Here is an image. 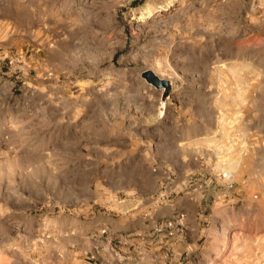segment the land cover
Masks as SVG:
<instances>
[{"label": "rangeland", "instance_id": "1", "mask_svg": "<svg viewBox=\"0 0 264 264\" xmlns=\"http://www.w3.org/2000/svg\"><path fill=\"white\" fill-rule=\"evenodd\" d=\"M0 264H264V0H0Z\"/></svg>", "mask_w": 264, "mask_h": 264}, {"label": "water", "instance_id": "2", "mask_svg": "<svg viewBox=\"0 0 264 264\" xmlns=\"http://www.w3.org/2000/svg\"><path fill=\"white\" fill-rule=\"evenodd\" d=\"M141 76L145 79L146 83L152 85L154 88L162 89V101H165L172 87L171 82L166 78L158 76L150 69L144 70Z\"/></svg>", "mask_w": 264, "mask_h": 264}, {"label": "crops", "instance_id": "3", "mask_svg": "<svg viewBox=\"0 0 264 264\" xmlns=\"http://www.w3.org/2000/svg\"><path fill=\"white\" fill-rule=\"evenodd\" d=\"M198 208H199V206L196 205L195 209H198ZM193 211H194V210H192V212H193Z\"/></svg>", "mask_w": 264, "mask_h": 264}, {"label": "built area", "instance_id": "4", "mask_svg": "<svg viewBox=\"0 0 264 264\" xmlns=\"http://www.w3.org/2000/svg\"><path fill=\"white\" fill-rule=\"evenodd\" d=\"M223 177H225V174H223Z\"/></svg>", "mask_w": 264, "mask_h": 264}, {"label": "bare ground", "instance_id": "5", "mask_svg": "<svg viewBox=\"0 0 264 264\" xmlns=\"http://www.w3.org/2000/svg\"><path fill=\"white\" fill-rule=\"evenodd\" d=\"M149 16V15H148ZM148 16H146L148 18Z\"/></svg>", "mask_w": 264, "mask_h": 264}]
</instances>
